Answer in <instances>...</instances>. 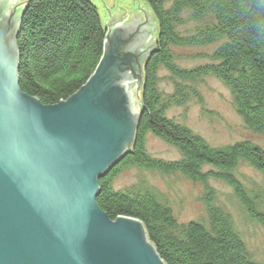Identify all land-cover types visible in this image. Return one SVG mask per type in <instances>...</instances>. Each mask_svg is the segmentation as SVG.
Masks as SVG:
<instances>
[{
    "label": "water",
    "instance_id": "water-1",
    "mask_svg": "<svg viewBox=\"0 0 264 264\" xmlns=\"http://www.w3.org/2000/svg\"><path fill=\"white\" fill-rule=\"evenodd\" d=\"M0 0V264H166L138 219L98 206L100 178L135 149L144 18L109 31L93 78L42 106L19 88L24 4Z\"/></svg>",
    "mask_w": 264,
    "mask_h": 264
},
{
    "label": "trees",
    "instance_id": "trees-1",
    "mask_svg": "<svg viewBox=\"0 0 264 264\" xmlns=\"http://www.w3.org/2000/svg\"><path fill=\"white\" fill-rule=\"evenodd\" d=\"M145 1L160 23L159 52L148 64L139 143L134 155L127 159L153 168L144 162L142 151L144 134L152 132L182 153L185 160L176 169L190 177L200 175L202 165L228 169L236 166L239 159L258 166L264 173V152L254 145L244 142L223 150L210 149L200 138L165 120L160 109L161 96L154 85L156 69L161 64L181 80L199 77L201 71L184 73L175 69L168 51L170 45L185 47L224 41L213 56L220 65L202 71L224 81L246 126L264 134V0H170L168 10L165 5L169 0ZM25 8L18 40L19 87L45 106L56 105L89 80L102 57L105 33L96 7L87 0H29ZM187 11L196 20L213 16L215 24L200 30L192 39H180L174 27ZM100 188L97 203L102 211L113 220L121 216L140 220L166 264H253L244 261L240 241L220 213L214 215L213 234L194 225L182 229L181 239L175 236L181 228L154 195L117 194L112 191L110 176L100 181ZM190 229L193 239L188 237Z\"/></svg>",
    "mask_w": 264,
    "mask_h": 264
},
{
    "label": "rangeland",
    "instance_id": "rangeland-1",
    "mask_svg": "<svg viewBox=\"0 0 264 264\" xmlns=\"http://www.w3.org/2000/svg\"><path fill=\"white\" fill-rule=\"evenodd\" d=\"M87 1L96 7L105 37L109 31L139 18H144L149 23L145 28L152 29L144 35L137 48L139 69L131 101V108L139 124L136 148L145 109L147 68L150 60L159 52L157 40L161 31L160 23L145 0H128V3L125 0ZM169 1L165 3L167 10L172 5ZM28 2L29 0H12L11 9L24 4L23 9L26 11ZM214 24L213 16L196 20L187 11L179 17L174 31L180 39L188 40L200 30ZM224 43L218 41L196 46L168 47L175 69L184 73L201 72L194 80H181L165 65L157 66L154 85L161 96L163 118L184 128L193 137L200 138L210 149L223 150L247 142L264 152V134H257L246 126L237 113L228 86L216 75H204L202 71L220 65L213 60V56ZM17 50L19 51L18 45ZM101 60L102 57L89 80L95 75ZM19 84L20 82L18 86ZM142 142L144 162H148L153 168L140 166L138 161L136 164L130 162L127 157L134 155V149L121 158L100 181L110 176L112 191L117 194L154 195L171 212V218L181 228L175 232V236L181 239H184L182 229H189L194 225L213 234L212 221L214 215L220 213V216L229 221L238 237L245 252L244 258L242 257L244 261L264 264V173L258 166L239 159L236 166L228 169L213 164L202 165L200 175L198 173L195 174L196 177H190L180 172V168L176 169L185 160L177 148L152 132H146ZM160 166L161 168H157ZM188 237L193 239L191 229Z\"/></svg>",
    "mask_w": 264,
    "mask_h": 264
},
{
    "label": "bare ground",
    "instance_id": "bare-ground-1",
    "mask_svg": "<svg viewBox=\"0 0 264 264\" xmlns=\"http://www.w3.org/2000/svg\"><path fill=\"white\" fill-rule=\"evenodd\" d=\"M126 1V3H128V0H125ZM110 2H112V1H110ZM18 6H16L15 8H17ZM102 8V7H101ZM102 10V9H101ZM103 13V12H102ZM23 17H24V15H23ZM20 34H21V31L19 32V34H18V36H17V38H16V43H17V45H18V40H19V36H20ZM128 156H130V155H128Z\"/></svg>",
    "mask_w": 264,
    "mask_h": 264
}]
</instances>
